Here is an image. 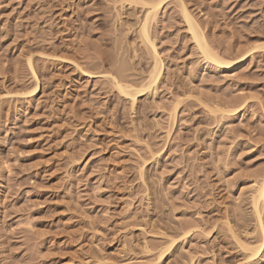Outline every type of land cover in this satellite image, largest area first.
<instances>
[{
  "label": "rangeland",
  "instance_id": "374dc122",
  "mask_svg": "<svg viewBox=\"0 0 264 264\" xmlns=\"http://www.w3.org/2000/svg\"><path fill=\"white\" fill-rule=\"evenodd\" d=\"M183 1L220 56L263 47L212 68L172 1L150 28L163 75L130 109L99 73L144 74L140 9L0 0V264L243 263L237 243L260 235L250 197L264 174V0ZM29 57L40 87L21 95Z\"/></svg>",
  "mask_w": 264,
  "mask_h": 264
},
{
  "label": "bare ground",
  "instance_id": "6f19581e",
  "mask_svg": "<svg viewBox=\"0 0 264 264\" xmlns=\"http://www.w3.org/2000/svg\"><path fill=\"white\" fill-rule=\"evenodd\" d=\"M118 6H123L130 8H137L142 11L141 18L137 21V30L134 31L139 44L141 46L140 51L143 59L149 61L148 67L143 71L144 74L139 77V80L133 81L129 76H125V67L123 70H120L121 67H116L119 69L118 74L115 76L107 73H99V76L105 78L107 83L111 86L119 98L126 102L130 109L134 108L137 104L140 97H144L148 94H155L157 86L163 75V62L159 55V52L156 49L154 40L152 39L150 28L155 22L159 12L167 6L174 2L178 7L180 12L181 19L186 27L187 34L189 35L191 41L193 42L198 54L205 64L211 66L216 70L228 71L233 67L241 64L246 58H248L256 49L262 48L263 46H256L250 50L241 53L238 58L231 60L227 57L220 56L215 52L210 45L208 44L206 37L204 36L197 20L191 14L187 8L185 1L183 0H114ZM120 9V8H119ZM119 14V13H118ZM121 14V13H120ZM118 16V15H117ZM44 56V55H43ZM49 59L61 61L65 63H70L76 70L80 71L83 75H89L92 77V74H89L82 70V68L73 60L61 58L58 56H46ZM138 58V59H139ZM116 61V60H115ZM27 67L31 76L32 89L21 95H34L39 91L40 82L37 76V73L32 65L31 57L27 59ZM127 71V70H126ZM116 72V69H115ZM116 72V73H117ZM125 74V75H124ZM180 104L177 102L173 108V116L176 110L177 105ZM220 113H224L221 111ZM154 155V154H153ZM1 167V166H0ZM1 169V168H0ZM261 180L257 183L256 188L253 189L252 195L250 197V204L255 217V222L257 228L259 229L260 235L258 238L251 240L248 243H237L241 251L243 252V263L242 264H252L254 261L261 259L264 256V230L262 226L261 214L259 207L264 201V174L261 176ZM186 232H182L179 237H185ZM177 240L175 238H167L165 243L159 249V253L156 257V262H160L166 254L170 252L172 247L176 244Z\"/></svg>",
  "mask_w": 264,
  "mask_h": 264
}]
</instances>
